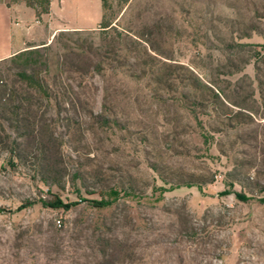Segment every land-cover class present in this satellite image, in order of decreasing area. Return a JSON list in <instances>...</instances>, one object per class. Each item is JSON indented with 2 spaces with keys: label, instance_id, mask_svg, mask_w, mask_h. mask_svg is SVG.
<instances>
[{
  "label": "rangeland",
  "instance_id": "374dc122",
  "mask_svg": "<svg viewBox=\"0 0 264 264\" xmlns=\"http://www.w3.org/2000/svg\"><path fill=\"white\" fill-rule=\"evenodd\" d=\"M32 1L0 3L29 25ZM101 17L27 42L62 176L36 140L0 149V264H264V0H103V16L75 0L52 18Z\"/></svg>",
  "mask_w": 264,
  "mask_h": 264
},
{
  "label": "trees",
  "instance_id": "16d2710c",
  "mask_svg": "<svg viewBox=\"0 0 264 264\" xmlns=\"http://www.w3.org/2000/svg\"><path fill=\"white\" fill-rule=\"evenodd\" d=\"M50 0H34L30 5L38 11L41 8L42 13L48 11ZM106 25L109 24L102 23ZM37 49H25L12 57L0 60V149L15 154L18 159H21L23 153V140H36L39 148L40 167L46 174L45 178L57 180L61 174V164L59 157L53 149L52 135L38 128L36 123V112L33 108H39L35 102L28 100L29 97L36 98L41 93L56 101V95L50 93L46 89L45 80L41 77V66L38 63V58L33 59ZM8 66H7V65ZM12 69H17V76L20 78L22 86L18 90L13 84L9 83L8 75ZM54 97V98H53ZM72 104V100H70ZM60 102L58 103V105ZM13 109V110H12ZM96 207H101L102 202L93 201ZM51 207H62V202L59 197L50 201Z\"/></svg>",
  "mask_w": 264,
  "mask_h": 264
},
{
  "label": "crops",
  "instance_id": "0c3cea01",
  "mask_svg": "<svg viewBox=\"0 0 264 264\" xmlns=\"http://www.w3.org/2000/svg\"><path fill=\"white\" fill-rule=\"evenodd\" d=\"M69 1L74 2L75 0H50L48 11L41 14V19H37L29 25L17 22L12 8L0 3V60L7 59L24 51L28 48L27 45L29 43L27 42H32L30 46H44L51 42L59 32L83 31L100 26L102 17L93 26H90L87 20L74 26H60L54 23L52 18L54 8L59 9L63 4L67 6ZM101 4L103 16V0H101ZM36 37L40 38V41L34 40Z\"/></svg>",
  "mask_w": 264,
  "mask_h": 264
}]
</instances>
